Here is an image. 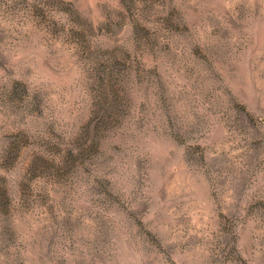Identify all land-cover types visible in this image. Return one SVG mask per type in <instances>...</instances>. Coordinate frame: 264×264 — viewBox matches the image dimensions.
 <instances>
[{
  "label": "rangeland",
  "instance_id": "rangeland-1",
  "mask_svg": "<svg viewBox=\"0 0 264 264\" xmlns=\"http://www.w3.org/2000/svg\"><path fill=\"white\" fill-rule=\"evenodd\" d=\"M0 264H264V0H0Z\"/></svg>",
  "mask_w": 264,
  "mask_h": 264
}]
</instances>
